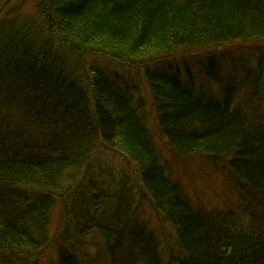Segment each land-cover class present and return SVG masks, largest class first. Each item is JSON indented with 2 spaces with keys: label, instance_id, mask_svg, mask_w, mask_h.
Here are the masks:
<instances>
[{
  "label": "trees",
  "instance_id": "1",
  "mask_svg": "<svg viewBox=\"0 0 264 264\" xmlns=\"http://www.w3.org/2000/svg\"><path fill=\"white\" fill-rule=\"evenodd\" d=\"M261 41L264 0H0V264H94L96 236L106 264H264V51L213 58ZM154 132L237 206L196 205Z\"/></svg>",
  "mask_w": 264,
  "mask_h": 264
},
{
  "label": "rangeland",
  "instance_id": "2",
  "mask_svg": "<svg viewBox=\"0 0 264 264\" xmlns=\"http://www.w3.org/2000/svg\"><path fill=\"white\" fill-rule=\"evenodd\" d=\"M258 49L264 51L263 41L232 44L213 50V53L215 54V57L213 58L218 59L222 76L224 78H228L231 75H234L232 74V69H236V67H241L243 65H240V60H242V62L247 60L249 62V67H253L254 65L250 59V55L255 52H259L260 50L258 51ZM203 58L206 57H195L194 60H207ZM192 61L193 60L191 59L189 62L195 76L197 88L200 89L202 86L204 91L216 93L218 86L213 83H205V80H203L204 78L202 79L198 76V63ZM154 135L159 149L164 156V160H166L169 164V170L172 178L181 183L184 192L196 205H201L204 208L208 210L211 209L213 211H229L237 206L236 201L240 198V194L237 192L236 185L231 183L230 179L224 174V172H217V170L211 166L205 157L193 156L185 159L175 157L171 154L165 140H163L156 132H154ZM108 160L114 161V158L109 157L105 152L102 155L98 152L94 158V161L100 162L101 165L102 162L104 164ZM117 163L122 165V160H117ZM128 174H133L132 167L130 168ZM60 212L61 208L57 207L53 213L52 220L55 224L53 229L57 227L56 223L58 217L60 216ZM146 214L149 215L151 221L152 218L156 217L155 214H152L149 211ZM152 225L156 228L157 235L161 237L160 239L163 245L165 240L164 238H169L172 242L175 241L173 238L174 232L170 225H167L166 223H159L158 226V223H156L154 219L152 221ZM89 250L90 259H93L94 264H106V259L102 253V245L97 236L90 242ZM52 254L53 250L49 251L47 258H49Z\"/></svg>",
  "mask_w": 264,
  "mask_h": 264
}]
</instances>
